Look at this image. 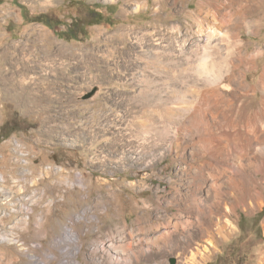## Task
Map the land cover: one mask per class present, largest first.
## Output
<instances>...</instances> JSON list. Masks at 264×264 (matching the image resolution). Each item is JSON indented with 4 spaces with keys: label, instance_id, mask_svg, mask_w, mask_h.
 Instances as JSON below:
<instances>
[{
    "label": "rangeland",
    "instance_id": "rangeland-1",
    "mask_svg": "<svg viewBox=\"0 0 264 264\" xmlns=\"http://www.w3.org/2000/svg\"><path fill=\"white\" fill-rule=\"evenodd\" d=\"M163 1L157 14L156 0H56L49 4L44 0H0V46L28 44L26 58L32 60L19 76L32 82L30 93L17 91L18 86L13 90L17 81L0 79V264H105L103 252L95 247L98 239L122 236L128 240L142 235L141 227L155 226L152 230L158 233L163 229L159 223L173 217L176 208L170 200L175 197V188L186 193L189 180L184 175L180 180L179 166L182 160L190 159L192 150L201 151L202 156L196 158L200 164L222 154L225 159L229 149H234V140L219 136L221 141L219 137L215 141L204 135L206 139L199 146L193 144L182 151L179 144L177 151L182 154L176 153V148L170 152L174 136L164 141L154 133L167 130L172 135L175 125L166 128L156 112L143 115L137 106L144 70L134 66V41L145 39L144 32L164 34V22L180 23L181 35L195 29L191 20L183 19L180 9L182 2L196 9L199 0ZM138 4L142 6L137 8ZM122 27L131 30L129 52L123 57L112 56L108 51L112 39L103 33L112 35ZM139 27L144 31L132 33ZM40 33L47 35L44 41ZM242 36L245 47L253 51L264 48V19L254 32L244 28ZM51 41L55 43L51 49L59 45H98L100 49L93 57L84 53L72 56L67 50L49 60L43 54L49 52ZM20 59L21 50L3 65L5 73L20 69L14 65ZM258 64L261 67L264 58ZM184 65L172 60L167 67L181 70ZM258 76L259 70H253L248 82L254 83ZM151 78L153 85L158 83L153 89L159 94L151 93L150 98L157 101L166 103L183 93L194 99L191 102L202 99L200 92L190 90L198 87L195 76ZM43 79L48 89L41 84ZM259 99L260 92L252 97L253 106ZM201 106L193 113V120H198L192 125L197 135L205 134L210 126L201 121ZM152 116L156 130L142 132L138 123ZM226 117L219 113L212 128L230 131ZM136 156L140 159L134 162ZM78 172L85 185L76 182ZM67 177L75 181L73 187L63 181ZM39 215L45 216L46 232L36 227ZM25 218L29 225L23 222ZM233 219L237 228L226 239L217 237V249L206 264H259L264 259V203L256 210L238 208ZM72 227L81 239L80 250L78 240L67 235ZM167 259L168 264H177L174 256Z\"/></svg>",
    "mask_w": 264,
    "mask_h": 264
},
{
    "label": "bare ground",
    "instance_id": "bare-ground-1",
    "mask_svg": "<svg viewBox=\"0 0 264 264\" xmlns=\"http://www.w3.org/2000/svg\"><path fill=\"white\" fill-rule=\"evenodd\" d=\"M54 1L56 0H44L48 4ZM156 2L159 4L155 7L158 14L162 11L164 1L156 0ZM148 5V1H145V6L148 7ZM141 6L142 4H138L137 8ZM181 6L183 19L194 23L191 25L195 26L192 34L181 35L180 23L164 22L163 25L166 27L164 34L144 32L142 37L145 39L137 38L134 41L136 51L134 66H142L144 75L141 79L142 83L138 84L139 98H133L132 101L136 100L143 115L156 112L162 123L167 125L166 128H169V125H175L172 135L167 130L154 133L156 138L164 141L174 136L172 141L176 139V142L173 146L170 145V152L176 148V153L182 154V151L187 150L190 145L195 146L204 141L206 139L204 135L212 136V140L215 141L224 136L226 140H234L235 147L231 151L229 149L228 155L225 153L227 155L225 159L224 156L222 157L223 154L220 155L221 158L211 156L212 158L200 164L196 162V158L202 156L201 151H198L201 153L199 154L195 149L192 150L189 157L191 161L190 159L182 160L179 166L180 180L183 179V175L189 180L186 193L182 194L178 188H175V197L170 200L176 208L173 217L169 216L164 222L159 223L158 226L163 229L158 233L152 230L156 227L151 226L150 228L141 227L139 230L142 235H133L129 237L130 240H125L122 236L98 239L96 250L103 252L107 264H168V255L174 256L177 264H206L213 250L217 249V237L226 239L237 228L233 216L238 215V208L256 210L264 203V64L261 67L258 64L259 59L264 58V48L259 45L261 47L253 51L249 46L245 47L242 36L244 28L254 32V29L262 23L264 0H199L196 9L193 10L190 9V5L186 6L183 2ZM126 10H123L124 13L127 12ZM153 28H157V23L153 24ZM143 31V27L135 28L134 31L132 29V33L136 35ZM130 33L131 30L124 27L117 29L112 35L108 32L103 33L107 39H112L108 48L112 56L123 57L129 52L127 42ZM45 36L47 35L40 33L39 38L42 37L43 40ZM51 46H55L53 41L49 43V52L43 54L49 60L53 56L63 55L67 50L72 56L84 53L93 57L94 51L100 49L98 45L87 47L59 45L58 48L52 49ZM27 47L28 44L15 45L13 48L0 46V79L7 82L17 81L14 83L13 90H16L18 86L17 91L24 94L30 93L32 87L30 80L19 78L21 70L28 69L32 61L26 58ZM55 48L56 53H54ZM20 50L23 59L15 60L14 65H19L18 67L21 66V68L5 73L3 65L8 63L13 55L18 56ZM172 60L184 62L185 65L181 70L170 69L167 65ZM253 70H259V76L254 83L248 82V75ZM9 74L12 76L10 77ZM154 75L156 77L169 75L171 78L195 76L198 87L190 88V90L200 92L201 101L198 98L195 102L189 101L192 99L188 96L189 99H187L186 93L176 94L166 103L150 98L153 96L150 95L151 93L159 94L153 89L158 84H152L151 76ZM41 84L45 89L49 88L46 80L43 79ZM259 92L258 105L253 106L252 97ZM133 104L134 102L130 107L132 109ZM201 104H203L201 121L210 126L208 133L205 131V134L197 135L193 133L194 127L192 128L193 121L197 120L196 118L193 120V113L198 106L202 107ZM219 113L230 120V131H217L214 127L212 128L211 123L216 121ZM155 122L152 116L146 122L138 123V126L143 130L142 132L151 133L156 130ZM218 137L219 139H214ZM179 144L183 145L180 152L177 151ZM138 159L140 157L132 158L134 162ZM174 160L177 161V159ZM2 178L0 176V179ZM76 178V182L85 185L82 173L78 172ZM63 181L70 187L75 185V181H71L68 177L63 178ZM204 202L205 208H202ZM35 221L38 231L46 232L45 216L39 215L35 217ZM23 222L30 224L26 218ZM76 233L74 227L67 229V235L72 240H78L77 248L80 250L82 242ZM37 264L48 263L37 261ZM259 264H264V259Z\"/></svg>",
    "mask_w": 264,
    "mask_h": 264
}]
</instances>
